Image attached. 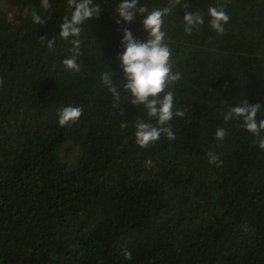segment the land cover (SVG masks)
Segmentation results:
<instances>
[{"label":"trees","instance_id":"16d2710c","mask_svg":"<svg viewBox=\"0 0 264 264\" xmlns=\"http://www.w3.org/2000/svg\"><path fill=\"white\" fill-rule=\"evenodd\" d=\"M39 2L0 0V264H264V150L242 118L223 120L240 99L264 107V0H182L188 8L165 17L182 76L170 87L185 116L170 122L175 140L147 148L134 136L145 110L127 99L113 109L100 79H122V29L144 41L141 17L117 24L120 0H94L101 13L84 26L72 72L59 37L66 0H49L44 26L31 18ZM213 5L230 16L223 35L208 25ZM185 11L205 17L191 35ZM40 36H55L54 47ZM69 104L83 115L62 127L56 110ZM65 143L80 151L72 163L59 154Z\"/></svg>","mask_w":264,"mask_h":264},{"label":"clouds","instance_id":"9594fccd","mask_svg":"<svg viewBox=\"0 0 264 264\" xmlns=\"http://www.w3.org/2000/svg\"><path fill=\"white\" fill-rule=\"evenodd\" d=\"M188 8L187 3L182 0H168L166 5L149 7L141 0H120L114 6L118 14L116 23L120 24L121 19L125 22H132L137 15L141 17L147 39L140 41L136 39L128 28H123L121 46L123 51L118 53L120 60L119 67L122 70L121 80L113 81L112 72L105 71L100 79L111 94L112 108L118 109L121 102L127 99L132 105L142 107L148 120L137 119L135 121V142L140 148H147L158 141L161 136L168 140H175L176 136L172 131L171 120L173 117H184L185 110L178 108L175 101V93L171 85L181 80L180 72L173 71L172 49L166 42L167 33L164 30L165 17L171 15L177 6ZM38 10L34 8L31 12L32 22L44 26L49 19L46 12L52 11L53 6L49 0H40ZM101 13L99 4L94 0H66L65 15L59 23V37L70 43L68 48L70 55L62 60L63 66L72 72H79L81 65L78 59L82 54V32L84 26L92 18H98ZM209 17L208 25L218 35L225 34V25L230 16L223 6H209L207 8ZM184 32L191 35L195 30L205 24V17L199 11H185L183 13ZM40 41L49 49L54 47L56 37L40 36ZM119 81V83H117ZM123 92V95L121 94ZM261 103H249L240 99L234 106H228L223 120L225 122L242 118L241 126L250 134L256 137L255 143L261 150H264V119L256 120L259 112L262 117ZM83 115V109L79 106L62 105L56 110L58 124L62 127L70 126L77 122ZM152 121H155L153 123ZM121 128H127L128 124L122 122ZM227 135L226 129L218 127L215 131V138L223 140ZM209 163L219 166L222 162L218 156L211 151L208 153ZM121 255L126 260L132 259L129 249H121Z\"/></svg>","mask_w":264,"mask_h":264},{"label":"rangeland","instance_id":"374dc122","mask_svg":"<svg viewBox=\"0 0 264 264\" xmlns=\"http://www.w3.org/2000/svg\"><path fill=\"white\" fill-rule=\"evenodd\" d=\"M61 147V149L59 150V154L61 153L63 160L68 163H72L80 153L79 149L71 143H65Z\"/></svg>","mask_w":264,"mask_h":264}]
</instances>
